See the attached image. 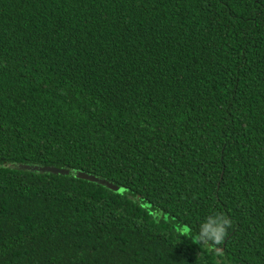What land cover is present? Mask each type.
<instances>
[{"label": "trees", "instance_id": "16d2710c", "mask_svg": "<svg viewBox=\"0 0 264 264\" xmlns=\"http://www.w3.org/2000/svg\"><path fill=\"white\" fill-rule=\"evenodd\" d=\"M0 264H264V0H0Z\"/></svg>", "mask_w": 264, "mask_h": 264}, {"label": "clouds", "instance_id": "9594fccd", "mask_svg": "<svg viewBox=\"0 0 264 264\" xmlns=\"http://www.w3.org/2000/svg\"><path fill=\"white\" fill-rule=\"evenodd\" d=\"M232 225L231 218L222 212H213L199 222L195 233H192L190 228L186 230V237L200 245L201 248H206L219 256L222 253L220 246L223 244Z\"/></svg>", "mask_w": 264, "mask_h": 264}, {"label": "water", "instance_id": "95a60500", "mask_svg": "<svg viewBox=\"0 0 264 264\" xmlns=\"http://www.w3.org/2000/svg\"><path fill=\"white\" fill-rule=\"evenodd\" d=\"M24 168H30V169H33V170H37V171H40V172H52V173H60V174H66L68 173L69 171L67 169H60V168H56V167H47V166H44V167H36V166H22ZM76 173V176L78 178H83V179H86V180H90V181H93V182H96L98 184H102L104 186H106L107 188H110V189H113V190H117L119 188H117L115 185L109 183V182H106L105 180L103 179H99L93 175H88L84 172H75Z\"/></svg>", "mask_w": 264, "mask_h": 264}]
</instances>
